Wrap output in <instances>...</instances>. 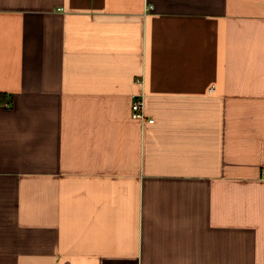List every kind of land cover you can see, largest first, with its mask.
Instances as JSON below:
<instances>
[{
  "label": "crops",
  "instance_id": "obj_1",
  "mask_svg": "<svg viewBox=\"0 0 264 264\" xmlns=\"http://www.w3.org/2000/svg\"><path fill=\"white\" fill-rule=\"evenodd\" d=\"M263 168L264 0H0V264H264Z\"/></svg>",
  "mask_w": 264,
  "mask_h": 264
},
{
  "label": "built area",
  "instance_id": "obj_2",
  "mask_svg": "<svg viewBox=\"0 0 264 264\" xmlns=\"http://www.w3.org/2000/svg\"><path fill=\"white\" fill-rule=\"evenodd\" d=\"M132 116L133 118L140 119L141 121H146L145 113V99L143 95L136 97L132 103ZM153 122V119L148 120ZM261 177L264 179V168L261 172Z\"/></svg>",
  "mask_w": 264,
  "mask_h": 264
}]
</instances>
